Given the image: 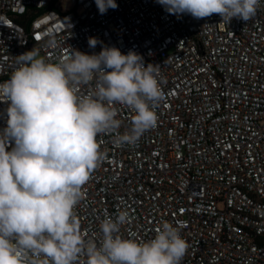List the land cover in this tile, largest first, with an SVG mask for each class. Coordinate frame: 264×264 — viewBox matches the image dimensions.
Here are the masks:
<instances>
[{
    "label": "built area",
    "instance_id": "obj_1",
    "mask_svg": "<svg viewBox=\"0 0 264 264\" xmlns=\"http://www.w3.org/2000/svg\"><path fill=\"white\" fill-rule=\"evenodd\" d=\"M116 3L100 14L95 0H0V83L34 47L51 62L71 49L133 50L164 78L155 129L134 146L98 135L107 157L82 186V232L99 243L105 215L127 209L124 237L150 240L165 221L179 227L189 244L181 264H264V0L252 19L229 24L171 15L156 0ZM115 107L118 131L130 130L134 113Z\"/></svg>",
    "mask_w": 264,
    "mask_h": 264
},
{
    "label": "clouds",
    "instance_id": "obj_2",
    "mask_svg": "<svg viewBox=\"0 0 264 264\" xmlns=\"http://www.w3.org/2000/svg\"><path fill=\"white\" fill-rule=\"evenodd\" d=\"M176 16L221 23L252 19L262 0H156ZM100 14L116 0H95ZM98 40L90 37L95 48ZM17 67L0 83L7 103L0 129V264H181L189 249L179 227L165 221L154 238L124 237L129 210L100 222L101 239L87 238L75 207L82 186L106 159L100 134L115 133L117 146H134L157 126V105L165 99L159 65L133 50L102 46L99 53L71 49L51 62L33 48L16 57ZM81 88H87L85 94ZM134 115L120 133L115 105ZM11 150H7L8 148Z\"/></svg>",
    "mask_w": 264,
    "mask_h": 264
},
{
    "label": "rangeland",
    "instance_id": "obj_3",
    "mask_svg": "<svg viewBox=\"0 0 264 264\" xmlns=\"http://www.w3.org/2000/svg\"><path fill=\"white\" fill-rule=\"evenodd\" d=\"M70 7H71V3H70V2L63 1V2L61 3V8H62L63 10H66V9H68V8H70Z\"/></svg>",
    "mask_w": 264,
    "mask_h": 264
}]
</instances>
